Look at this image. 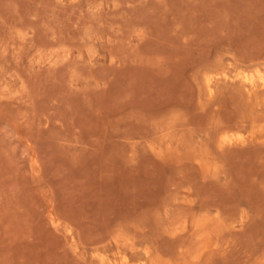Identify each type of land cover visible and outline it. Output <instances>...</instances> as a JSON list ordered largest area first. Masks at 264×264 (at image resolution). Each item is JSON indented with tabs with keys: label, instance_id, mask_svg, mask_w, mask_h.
<instances>
[{
	"label": "rangeland",
	"instance_id": "obj_1",
	"mask_svg": "<svg viewBox=\"0 0 264 264\" xmlns=\"http://www.w3.org/2000/svg\"><path fill=\"white\" fill-rule=\"evenodd\" d=\"M258 71L264 0H0V264H264Z\"/></svg>",
	"mask_w": 264,
	"mask_h": 264
},
{
	"label": "bare ground",
	"instance_id": "obj_2",
	"mask_svg": "<svg viewBox=\"0 0 264 264\" xmlns=\"http://www.w3.org/2000/svg\"><path fill=\"white\" fill-rule=\"evenodd\" d=\"M223 76V75H222ZM227 76V75H226ZM240 77L242 78V80L245 82V83H248L249 85H255V80H260V83H264V74H262L260 71H258V76H257V79H255L252 75H248V74H245V73H243V74H241L240 75ZM209 81V80H208ZM207 81V82H208ZM262 81V82H261ZM262 83V85H264ZM209 84H211L210 82H209ZM207 85V89H208V92L209 91H211L212 90V87L210 86V85ZM250 87H252V86H250ZM210 93V92H209ZM211 94V93H210Z\"/></svg>",
	"mask_w": 264,
	"mask_h": 264
}]
</instances>
